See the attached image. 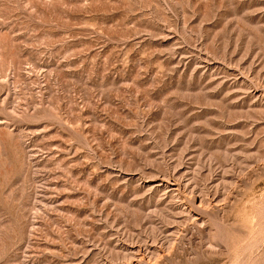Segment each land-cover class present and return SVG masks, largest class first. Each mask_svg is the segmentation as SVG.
<instances>
[{
  "label": "rangeland",
  "instance_id": "374dc122",
  "mask_svg": "<svg viewBox=\"0 0 264 264\" xmlns=\"http://www.w3.org/2000/svg\"><path fill=\"white\" fill-rule=\"evenodd\" d=\"M0 264H264V0H0Z\"/></svg>",
  "mask_w": 264,
  "mask_h": 264
}]
</instances>
